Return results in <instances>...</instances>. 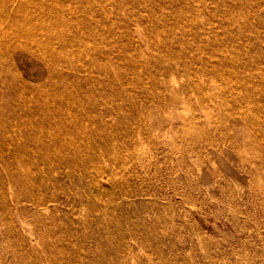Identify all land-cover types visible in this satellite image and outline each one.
<instances>
[{"label": "rangeland", "instance_id": "374dc122", "mask_svg": "<svg viewBox=\"0 0 264 264\" xmlns=\"http://www.w3.org/2000/svg\"><path fill=\"white\" fill-rule=\"evenodd\" d=\"M0 264H264V0H0Z\"/></svg>", "mask_w": 264, "mask_h": 264}, {"label": "bare ground", "instance_id": "6f19581e", "mask_svg": "<svg viewBox=\"0 0 264 264\" xmlns=\"http://www.w3.org/2000/svg\"><path fill=\"white\" fill-rule=\"evenodd\" d=\"M16 1V0H15ZM257 130V129H256ZM87 138V137H86Z\"/></svg>", "mask_w": 264, "mask_h": 264}]
</instances>
